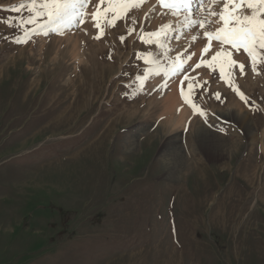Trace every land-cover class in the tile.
Here are the masks:
<instances>
[{"label": "rangeland", "instance_id": "obj_1", "mask_svg": "<svg viewBox=\"0 0 264 264\" xmlns=\"http://www.w3.org/2000/svg\"><path fill=\"white\" fill-rule=\"evenodd\" d=\"M51 3L0 0V264H264V49L197 68L152 1Z\"/></svg>", "mask_w": 264, "mask_h": 264}, {"label": "snow or ice", "instance_id": "obj_2", "mask_svg": "<svg viewBox=\"0 0 264 264\" xmlns=\"http://www.w3.org/2000/svg\"><path fill=\"white\" fill-rule=\"evenodd\" d=\"M88 3L89 0H72L71 3H60L59 0H52L50 8L47 4L43 5V7L49 8V15L55 12L57 17L66 18L68 21H71L77 16H83L84 8ZM100 3L103 4L104 0H100ZM190 4L191 0H183L181 7L185 10L191 11ZM229 4H231V8L229 7ZM244 4H246L247 9L250 10V14L234 11ZM257 5H259V7H257ZM97 7L99 8V5H97ZM16 10L18 11V9ZM209 14L212 16H218L219 21L223 24V27L216 31L215 38L221 43H227L236 48L243 47L248 56L252 57L253 66L255 67L253 50L256 48L264 49V0H228L219 13L209 10ZM97 16L98 12L92 13V18L94 20ZM193 23L198 24L199 27H203L205 21H193ZM229 25H231V27H229ZM212 36L213 33L211 32L205 33V37L209 41H211ZM210 50L211 43H209L203 51L204 53H208ZM221 55L222 53L218 52L212 57V60H217ZM223 55H227V53H223ZM200 66V64L196 65L197 68ZM239 67L243 73L245 65L240 64ZM185 79L189 78L185 77ZM188 87H192L191 83H189ZM239 95L241 100L245 99L243 93H239ZM216 96L217 99L220 98L219 93H217Z\"/></svg>", "mask_w": 264, "mask_h": 264}, {"label": "bare ground", "instance_id": "obj_3", "mask_svg": "<svg viewBox=\"0 0 264 264\" xmlns=\"http://www.w3.org/2000/svg\"><path fill=\"white\" fill-rule=\"evenodd\" d=\"M147 1V3L145 4V7H144V9H145V11H148V12H153V11H156V10H158L157 8H155L154 6H152V3H151V1L150 0H146ZM154 5V4H153ZM89 8L87 7L86 8V11L87 12H89ZM165 12H167V11H165ZM192 14V12H189L188 13V15L189 14ZM250 14V13H249ZM168 15L170 16V19H171V21L172 22H175L176 21V19L173 17V16H171L169 13H168ZM89 16V14H87V15H85V17H88ZM198 16H200V14L198 15ZM192 16H187L186 17V19H185V23H184V26H182V28L183 27H186V25L192 20ZM161 20H163L164 22H165V19L164 18H161ZM176 22H178V21H176ZM165 29V28H164ZM163 29V30H164ZM213 36H215V35H213ZM212 36V37H213ZM209 44V43H208ZM207 44V45H208ZM211 47H220L221 49H223L222 50V55L218 58V59H220V58H222V57H224V55H223V53H227V54H229V55H233L234 54V51L233 50H231V49H229L228 47H226V46H223V45H220V44H214V43H211ZM182 50H184V52H185V49H182ZM181 50V51H182ZM180 51V52H181ZM254 51L255 52H257V48L256 49H254ZM184 52H183V55H184ZM209 53H211V54H209L208 55V53H204L202 56V59H201V62L199 63V64H201V63H203L205 60H207L208 58H209V60L210 61H213L212 60V57H213V55H216V53H215V50L213 49V48H211V50H210V52ZM213 53V54H212ZM185 56V55H184ZM217 59V60H218ZM258 61V60H257ZM256 61V62H257ZM217 63H220V61H216ZM202 66V65H201ZM202 68H203V66H202ZM201 68V69H202ZM187 81V80H186ZM169 91H170V89H169ZM177 97H178V99H179V101H180V105H183V103L185 102V98L183 97V96H178L177 95ZM177 97L175 96V94H174V92H169L168 93V95H166L165 96V98L163 99L164 100V103H166V105L168 104L169 106H166L165 105V107H164V111H165V113H166V115H170L171 114V116H172V113L174 112H176V114H178V110H179V101H178V99H177ZM163 103V104H164ZM177 108H178V110H177ZM186 109V108H185ZM188 107H187V111H188ZM163 113V112H162ZM187 114V112L184 110V109H181V111H180V113L178 114V115H175L176 116V118H177V120L175 121V126L176 125H178V124H180L181 125V123L184 121V118H185V115ZM170 121V120H169ZM169 127V126H168ZM176 129V128H175ZM178 130V129H177ZM197 132H198V130H197ZM202 144V143H201ZM205 144L207 145V146H205V149H207V151H210V150H212V151H216V145L215 146H213V145H210L208 142H206L205 141ZM213 144V143H212ZM204 147V146H203ZM211 154V153H210ZM212 155H214V154H212ZM177 156H178V158H179V160H178V158H177ZM166 162H167V164H168V174H169V176L170 177H172V176H176V170L178 169V167H180V165H181V162H182V160H181V157H180V155H179V150H177L176 149V147L174 146V147H171V151L170 152H168V153H166ZM178 160V161H177ZM177 178V177H176ZM175 178V179H176Z\"/></svg>", "mask_w": 264, "mask_h": 264}]
</instances>
